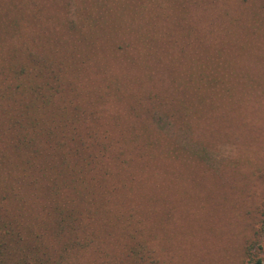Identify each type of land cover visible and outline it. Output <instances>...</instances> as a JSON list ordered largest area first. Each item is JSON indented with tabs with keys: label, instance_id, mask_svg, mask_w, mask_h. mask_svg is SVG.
<instances>
[{
	"label": "rangeland",
	"instance_id": "374dc122",
	"mask_svg": "<svg viewBox=\"0 0 264 264\" xmlns=\"http://www.w3.org/2000/svg\"><path fill=\"white\" fill-rule=\"evenodd\" d=\"M217 1L221 22L209 24L222 31L202 24L193 0H0V24L12 25L0 29V55L2 44H22L27 31L35 40L23 62L31 73L24 76L55 87L47 93L54 96L52 107L41 106L36 114L56 122L55 135L64 133L58 115L65 113L66 98L72 100L73 82L67 86L64 75L58 82L42 77L53 69L50 44L77 27L81 10L89 23L82 52L92 62L83 94L98 93L99 75L113 82L117 101H129L116 105L113 119L104 113L108 104L98 115L91 99L74 98L82 117L75 126L95 141H68L80 157L68 161L66 172L52 156V137L36 141V132L22 130L21 113L30 102L21 106L20 68L0 57V220L15 228L34 225L37 217L48 222L42 237L54 250V213L21 182L37 163L52 179H78L93 204L91 212L79 206L89 227L87 249L80 259L72 247L67 264H137L134 252L141 246L140 264H264V0ZM18 15L33 18L17 21ZM23 22L22 32L15 23ZM184 31L179 40L186 51L179 57L168 42ZM119 40L141 50L117 55ZM68 61L78 67L70 56ZM178 99L187 111L181 121ZM170 101L176 106L168 109ZM35 143L43 146L40 158ZM57 167L61 171L54 172ZM62 198V205L76 209L75 193L65 189ZM59 257V250L53 252V260Z\"/></svg>",
	"mask_w": 264,
	"mask_h": 264
},
{
	"label": "trees",
	"instance_id": "16d2710c",
	"mask_svg": "<svg viewBox=\"0 0 264 264\" xmlns=\"http://www.w3.org/2000/svg\"><path fill=\"white\" fill-rule=\"evenodd\" d=\"M200 1L201 0H193V7L199 10L201 15L204 17V22L202 24L206 27L208 26L213 31L224 30L222 28L220 29L217 28L214 30L213 27H211L209 24L210 19L211 20L213 19L215 23L216 20L217 23L221 22L220 20L221 13H219L217 11L218 9H216V3L218 1L207 0L205 5H203ZM161 4L162 3H160V5ZM211 9L213 11L210 13ZM25 17L21 18L18 15L13 18L16 19L17 21L19 20L24 21ZM31 17L32 16H29L26 17L25 19ZM78 19L79 20L77 27L76 26H74L73 28L68 27L67 36L59 37L58 39H56L54 44L53 43L50 44L51 49L49 56L52 62L53 69L50 70L51 73L49 77H47L46 74H44V76L42 77L44 79L45 78L53 79L56 80V82H58L63 80V75H64V77L67 80V86H68V79L72 80L73 82V84L70 86L71 88H73L72 96L70 98L72 100H69V102L66 103L68 97L66 98L65 102L63 103V109H62V111H64L65 113H63V115L62 113L58 115L59 118H61V116L63 117V120L61 122L64 125L61 126L64 129V133L61 134L58 133L57 135H55V133L57 132L55 131L52 132L53 128L57 127V125L54 124L56 123L54 121L57 119H54L53 121L54 123H52L51 120L48 121L49 119H46L47 117H44L46 113H44L43 115H38L39 117L44 119H42L41 121L37 120L38 116L36 114L40 109V107L44 105L46 107L52 105L54 96H50V94L47 96V93L54 90L55 87L52 85L48 86L47 84H44L42 86L35 85L33 81L32 82L27 81V78L25 77V76L29 77L31 72L29 71V68H27L29 64L25 65L23 64V62L26 59L30 58L31 52H29V50L31 49L29 48H32L33 46L35 47L36 43H34L35 40L32 38V36L29 35L28 31L26 30V26L24 25V22L22 23L23 27L15 23L17 27L22 30V32L23 30L27 31V34L22 38L23 40L22 44H17L14 46L2 44L3 49L1 50V55H0V57L2 58V62L10 63V65L12 64V66L13 65L19 66L21 72L20 73L21 83L19 88L22 90V92H19L20 98L26 96L25 98H22L20 100V102L22 101L21 106L25 105V101L29 100L30 102L27 107V113L25 112L21 113L23 120H21L20 125L26 124L25 126H23L22 130H32L36 132V135L34 137L36 141L37 140L43 141V139L47 141L49 140L47 139V137L48 138L52 137V140L49 141L48 143L52 151H54L55 148V153L53 152L52 156L56 157L57 159L60 158L61 168L62 170L63 167L64 169L66 168V172L68 168L67 166L68 161H70V159L72 158L78 160L80 157L79 151L78 154H76V149H75L76 144L71 145L69 144L68 141H88V140L90 141L91 138H92L91 141H95L94 136L87 135L85 133L83 135V132H81V130L78 129V126H75L81 121L82 117L80 115V107L76 106V101H74V98H76L77 96L78 97L85 96L91 99L90 103L97 106L96 113L98 115L100 112H104V110L102 109L104 104L105 103L108 104V106L106 105L107 111L104 113H110L111 118L113 119H116L115 113L118 112L116 111L117 110L116 105L117 104L123 105L124 102H126V104L129 102L128 99L126 101L124 100L117 101L118 99L114 98L113 96V82L99 75L98 77L101 80H98V84L96 85V89L98 90V93H96V95H89V96L87 94H83L82 92V89L84 87L82 83L83 75L85 71H88L89 73V71L92 70V65H91L92 62L88 56L84 57L82 52L83 48L81 43L82 42L84 43L83 37L86 33H88V29H89V23L85 21V15L82 13V10L81 13L79 14ZM16 20H13L12 23L17 22ZM0 25H3L0 26L1 30L5 28L8 29L9 27L12 26L10 23L6 21H3V23ZM185 33L186 31H184L181 36H177L178 35L177 34L176 38L174 39L173 37L170 38V41L168 42L169 52L174 50L179 55V57L182 56L183 53H185L186 44L184 40L182 41L179 40L180 38H184ZM165 39L166 38H164V40ZM54 45L56 47H54ZM41 47L44 48L45 46H41ZM47 47L49 48V43L47 44L46 48ZM38 48H40V46H38L37 49ZM113 50L117 55H126L134 52L135 50L140 51L141 47L132 44V42L127 40H119L118 42L115 43V47ZM69 56L71 57V59L78 61V67H74L68 61ZM47 59L48 58H46L45 60L47 61ZM24 82H26V84ZM170 85L171 83L169 85L164 84L160 87H156V88L154 87V89H160L163 91L166 88H169L168 86ZM171 87H173L172 94L174 92V96L173 95L172 96L176 97L175 96L176 88L174 85ZM149 90L150 88L147 90H141L137 94V96L134 97V99L131 100L130 102L133 103L136 102L139 99V95L142 94V92L145 93L146 91ZM46 96L48 99H45ZM41 102L43 103L41 104ZM180 102L182 103L184 108L179 107ZM113 103L115 104L113 105ZM177 104L179 107V112L177 108L174 109L177 110L176 111L177 114L175 116L179 121H181V119H183V115L184 114L187 115L186 104L182 102L181 99H178ZM172 106L173 107L176 106L175 101L173 103L170 101L168 109H171ZM33 113L35 115H32ZM52 114L56 115V112L55 113L53 112ZM24 117L27 120H24ZM25 121H27L28 123L27 122L25 123ZM74 122H76V124ZM48 123L54 125L48 128ZM30 141H34V140L31 139ZM36 144L37 143H35L36 146L35 156L36 158L37 157L40 158L42 156L41 154L43 151L42 150L43 146L41 148L38 147ZM57 156H59V158ZM39 166L40 165H38L37 163L35 164V168L32 167L31 165L30 168H34L33 169L34 172L30 173L29 176L25 174L22 175L21 182L26 183L28 185L30 184V186H32V189L34 191H38L39 194L34 192L35 193L34 199L37 200L38 202V199L43 197V199H45L44 204L47 205L45 206V209L48 207L52 209L54 213L53 216L55 219L54 220L55 229L53 235L51 236L52 237L51 242L55 246V248L54 250L50 249L51 247L47 246L48 242L45 241V239H43L44 237H42L46 234L45 233L43 235V232H47L49 225L48 222L38 220L37 217L34 222V225L29 226V224H27L23 226L21 224L20 225L17 224L16 225L17 228H15L12 226V223H8L0 220V264H67L68 263L67 258L69 260L68 254L72 247H74V250H76L80 259L81 256L84 255L86 251L85 248L88 242V239L86 240V236L88 234L87 232L89 230L88 229L89 227L88 225L86 226L85 224L83 225L82 223L83 220L81 218V215L83 214V211L80 207H82L83 210H89L90 212L94 211V209L92 208L93 207L92 202L89 203L88 199L81 194L83 188L81 187L82 185L78 182V179H76V181L75 180L72 181V179H70L68 176L65 177H68L69 180L68 178H63L62 180H60L61 178L59 176H57L58 179L56 178L52 179L49 177V174L46 173V171H40V170L38 171ZM82 170L81 172L80 171L78 172V175L82 173ZM57 171H61L60 167L54 168V172ZM69 186H72V189L68 188ZM65 189H69L79 197L78 204H76V209H74L71 205L70 206L66 204L65 206L62 205L63 202L62 192ZM77 189L80 190L77 191ZM94 201L95 203H97L96 200ZM66 211L69 213L67 214ZM122 223H123V219H122ZM40 229L42 233H39ZM66 237L68 238L67 242L65 241ZM143 248L144 246H141L139 249H136V251L134 252V256H135L134 258L137 264L143 263L145 260L144 253L142 252ZM49 250L51 251L53 250L52 254L53 252L59 250L60 257L57 261L52 259V254L51 251L48 252Z\"/></svg>",
	"mask_w": 264,
	"mask_h": 264
}]
</instances>
